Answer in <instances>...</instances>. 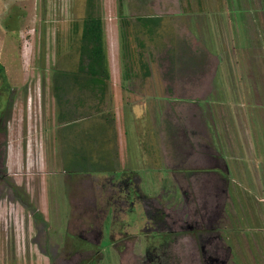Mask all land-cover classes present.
<instances>
[{
    "label": "rangeland",
    "instance_id": "obj_1",
    "mask_svg": "<svg viewBox=\"0 0 264 264\" xmlns=\"http://www.w3.org/2000/svg\"><path fill=\"white\" fill-rule=\"evenodd\" d=\"M89 2L0 0V264H264V0Z\"/></svg>",
    "mask_w": 264,
    "mask_h": 264
},
{
    "label": "trees",
    "instance_id": "obj_2",
    "mask_svg": "<svg viewBox=\"0 0 264 264\" xmlns=\"http://www.w3.org/2000/svg\"><path fill=\"white\" fill-rule=\"evenodd\" d=\"M92 2V0H89ZM89 2V3H90ZM92 5V3H90ZM92 10L86 9L85 15L82 19V27H81V39H82V44H81V51L83 54H85L88 58L87 60V69L89 70V73L92 74L91 80L96 82L97 84H100L102 82V76L107 75V72L104 68V48H103V42H102V23H101V17L98 13H94V8H91ZM123 33V32H121ZM124 34V33H123ZM89 44V45H88ZM3 69V65L0 63V71ZM126 75V73H125ZM91 166V165H90ZM82 167V166H81ZM71 176L74 175L76 177L79 176L82 177L83 171H87V166H85L84 169L78 170V169H72ZM83 174V175H81ZM127 176V175H126ZM124 182V181H123ZM122 182V183H123ZM103 184V183H102ZM104 185V184H103ZM13 195H16L19 200H21L23 203L27 204V200L21 196L17 190L12 191L13 188L10 187L9 189ZM31 207V206H30ZM32 208V214L36 218L37 221H39V226L38 229L42 233L48 236V232L46 233L43 228L45 227V221L43 220L42 214L35 210L33 207ZM152 210L158 212L156 210V207H153ZM181 216L175 215V218L169 217V216H164L163 222L168 225V227H175L179 228V224L181 221ZM173 227V228H174ZM76 244L78 243V246L81 247L83 245L87 244V241L84 239H75L73 241ZM124 242V241H123ZM121 242L120 244L116 243V245L119 247V250L123 244ZM71 244V242H70ZM131 244L132 243H128ZM131 249V248H130Z\"/></svg>",
    "mask_w": 264,
    "mask_h": 264
},
{
    "label": "crops",
    "instance_id": "obj_3",
    "mask_svg": "<svg viewBox=\"0 0 264 264\" xmlns=\"http://www.w3.org/2000/svg\"><path fill=\"white\" fill-rule=\"evenodd\" d=\"M134 170H136V169H134ZM94 171V170H93ZM118 172H121L122 173V171H118ZM130 173H128V172H126V175L128 176ZM119 176H121V174H118V175H116V177H119Z\"/></svg>",
    "mask_w": 264,
    "mask_h": 264
}]
</instances>
